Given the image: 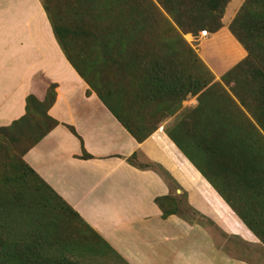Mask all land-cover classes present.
I'll list each match as a JSON object with an SVG mask.
<instances>
[{"label":"trees","instance_id":"1","mask_svg":"<svg viewBox=\"0 0 264 264\" xmlns=\"http://www.w3.org/2000/svg\"><path fill=\"white\" fill-rule=\"evenodd\" d=\"M232 1L41 0L67 60L138 142L151 136L189 96L198 97L196 112L209 110V121L229 112L219 121L238 131L209 133L203 144L216 158L210 167L238 202L197 168L264 244V0H245L230 23L247 56L222 75L221 82L184 38L220 31ZM229 46L226 43L221 53ZM56 90L51 84L42 101L29 95L25 115L0 128V264H82L75 254L107 252L127 264L24 160L60 125L49 115ZM169 136L180 146V135ZM138 157L134 154L128 162L136 165ZM82 158L92 156L84 149ZM138 167L172 180L160 166ZM155 201L164 219L177 215L214 226L179 197Z\"/></svg>","mask_w":264,"mask_h":264},{"label":"crops","instance_id":"2","mask_svg":"<svg viewBox=\"0 0 264 264\" xmlns=\"http://www.w3.org/2000/svg\"><path fill=\"white\" fill-rule=\"evenodd\" d=\"M244 2L225 24L227 7L220 31L201 37L207 44L224 34L230 45L216 62L201 44L198 55L216 82L247 56L229 30ZM220 64L228 66L218 72ZM51 84L57 85V98L49 115L60 125L24 160L127 264H264V244L201 173L190 152L208 167L216 164L203 138L237 132L219 121L229 112L209 121V110L196 112L198 97L189 96L138 142L67 60L41 0H0V128L25 115L29 95L44 100ZM170 132L180 135V146ZM84 149L92 158H82ZM134 154L136 165L128 162ZM145 163L162 167L172 180L138 167ZM167 196L181 198L214 226L177 215L164 219L155 200Z\"/></svg>","mask_w":264,"mask_h":264},{"label":"rangeland","instance_id":"3","mask_svg":"<svg viewBox=\"0 0 264 264\" xmlns=\"http://www.w3.org/2000/svg\"><path fill=\"white\" fill-rule=\"evenodd\" d=\"M240 0H236L228 6L226 17L224 19V23L228 24L230 22L231 16L233 15L234 10L236 9L237 5L239 4ZM192 35V34H191ZM202 33H199L197 36H187L184 37L185 40L195 49L198 53L200 48L206 44V39L201 38ZM206 37V36H204ZM208 38L211 37L210 33H208ZM227 37H224V34H221L213 41H209L207 45V51L210 53L211 59L215 60L216 62L220 61V54L224 50V45L227 43ZM203 44V45H201ZM228 64H220L218 72H222ZM193 154L195 160L200 164L201 168L210 176V178L214 181V183L235 203L238 202L237 197L233 194L229 188H227L221 178L215 175L213 170L210 167L205 165L203 161L195 155L193 151H190ZM75 258L79 259L82 264H125L121 259H119L116 255L111 252H107L105 255H90L84 253L75 254Z\"/></svg>","mask_w":264,"mask_h":264},{"label":"built area","instance_id":"4","mask_svg":"<svg viewBox=\"0 0 264 264\" xmlns=\"http://www.w3.org/2000/svg\"><path fill=\"white\" fill-rule=\"evenodd\" d=\"M202 36H207V32H203L202 33Z\"/></svg>","mask_w":264,"mask_h":264}]
</instances>
